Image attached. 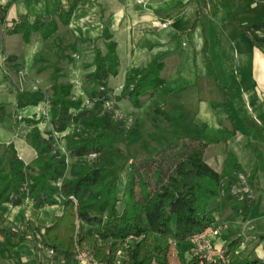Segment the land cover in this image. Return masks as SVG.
Wrapping results in <instances>:
<instances>
[{"label": "trees", "instance_id": "16d2710c", "mask_svg": "<svg viewBox=\"0 0 264 264\" xmlns=\"http://www.w3.org/2000/svg\"><path fill=\"white\" fill-rule=\"evenodd\" d=\"M75 6L72 3L49 17L33 21L20 16L11 24H5L1 42L3 36L13 34H20L24 43H29L35 33L46 39L59 25L68 23ZM110 39L104 31L101 40L106 42V53L95 49L91 65L94 70L90 74L93 82L102 83L109 76L117 75L118 57L115 43ZM72 49L73 44L66 46L56 63L70 62L66 52ZM161 57H155L143 69L128 71L117 99H125L134 109L140 108L141 98L163 84ZM13 59L12 56L6 58L7 62ZM69 93L70 85L54 81L50 112L55 132L61 133L70 121H77L81 133L64 136L65 147L71 157L78 160L92 153L99 154L97 163L88 165L80 161L69 167L65 157L50 155L51 142L42 139L37 129L26 136L36 151L30 166L19 159L12 143L0 144V202L17 207L24 201H31L37 210L53 206L62 208L61 215L48 227L40 229L26 224L31 237L39 235L38 242L28 238L29 241L53 253L60 252L64 259L75 257L77 251H87L96 264H170L172 245L185 244L191 235L215 225V216L207 209L211 198L221 196L231 203L233 214H240L243 219L247 217L252 199L243 196L238 200L231 194V188L240 187L238 176L243 175L249 189H256L257 175L264 171L259 147L249 144L255 160L248 174L230 152L220 172L204 159L208 148L226 143L234 135V126L207 143L186 134H176L171 142L162 138L165 145L154 156L135 159L128 148L138 141L137 133L129 130L123 134L106 116H98L93 111L79 112L80 102L71 100ZM42 100L43 95L38 91L16 94L19 109L36 106ZM70 110L78 112L70 117ZM153 111L175 129H182L180 112L169 114L158 107ZM120 145L125 147L124 154L120 152ZM127 167L118 197V175ZM30 168L33 172L27 173ZM15 234L0 227L2 236ZM240 243L235 239L227 246L231 264H264L256 258L240 259L236 253ZM118 251L122 252L120 258ZM190 264H196L195 259L191 258Z\"/></svg>", "mask_w": 264, "mask_h": 264}, {"label": "crops", "instance_id": "0c3cea01", "mask_svg": "<svg viewBox=\"0 0 264 264\" xmlns=\"http://www.w3.org/2000/svg\"><path fill=\"white\" fill-rule=\"evenodd\" d=\"M72 3L76 6L68 23L59 25L48 38L35 33L24 43L20 34H13L3 36L1 42L5 24L20 16L30 21L46 18ZM161 23L166 26L161 28ZM104 31L115 43L122 83L128 71L143 69L162 56L163 84L146 97L169 114L180 112L181 133L207 143L235 127L226 143L206 150L209 166L220 172L230 152L248 174L255 160L249 144L259 147L264 161V0H144L143 5L133 0H0V55L12 56L23 66L41 56L56 61L72 44L71 52L81 61L91 54L94 59L95 49L101 53L97 41L106 53V42L101 40ZM9 84L0 67V100ZM255 182L245 219L229 207L222 216L212 211L220 227L213 243L227 248L239 238L240 259L264 262V171ZM24 202L17 207L0 202V227L17 233L0 235V264H96L64 259L60 252L49 254L29 241L26 224L48 227L62 208L37 210ZM174 248L177 257H190L188 243L174 244Z\"/></svg>", "mask_w": 264, "mask_h": 264}, {"label": "rangeland", "instance_id": "374dc122", "mask_svg": "<svg viewBox=\"0 0 264 264\" xmlns=\"http://www.w3.org/2000/svg\"><path fill=\"white\" fill-rule=\"evenodd\" d=\"M96 45L101 48V54H103L104 48H102L101 42L97 41ZM66 54L70 58V62L56 63L57 60L55 61L53 58L41 56L31 65L27 64L28 66H23L20 61L17 62V59L7 62L6 58L0 55V67L10 81L7 95L5 93V97L0 100V117L2 118L0 121V144L12 143L19 159L26 166H30L36 158V151L26 137L33 129L40 132L42 139L51 142L50 155L65 157L69 167L80 161L88 165L98 162L99 154L92 153L78 160L71 157L67 151L63 137L81 133V126L77 121H70L63 132H55L56 126L51 119L50 112L51 87L54 81L70 85L69 98L80 102L79 112L93 111L98 116L104 115L123 134L134 130L138 135V141L132 144L128 151L135 159H143L149 155L154 156L165 145L162 138L171 142L176 134H183L154 114V108H162L156 102L148 101L146 96L141 98V107L138 109L132 108L125 99L118 100L123 85L120 84L121 81L117 75L109 76L102 83L93 82L90 77L94 70V67L91 66L92 54L87 55L83 61L80 60V56L71 51H67ZM36 91L43 95L42 101L36 106L17 108V93ZM78 111L70 110V117H73ZM28 120L34 123H30ZM119 149L121 153H125L123 145H120ZM33 170L30 168L27 173H31ZM127 173L128 167L118 175L116 188L118 197L121 196ZM150 174L151 172L148 176ZM149 181L151 182L152 179ZM24 203L30 205L31 201ZM227 207L231 208V203L224 199L218 201L217 197L211 198L207 205L208 210L219 213L221 216L224 215ZM176 253L177 251L172 245L169 254L171 264H190L191 257L185 256V251L182 252L183 258L177 257ZM184 260L185 263H183Z\"/></svg>", "mask_w": 264, "mask_h": 264}, {"label": "built area", "instance_id": "2783aa9c", "mask_svg": "<svg viewBox=\"0 0 264 264\" xmlns=\"http://www.w3.org/2000/svg\"><path fill=\"white\" fill-rule=\"evenodd\" d=\"M136 4L143 5L144 0H133ZM165 23H161L160 27L164 28ZM2 61V60H1ZM240 180V187L236 188L233 186L231 188V194L237 196L238 200H241L243 196L252 199L251 189L246 184L245 177L243 175L238 176ZM220 233V227L218 225H213L206 227L201 232L191 235L187 239V243L190 245V257L195 259L196 264H231L230 255L227 252V248H216L214 246V241L217 239ZM38 242L39 235L31 237ZM129 240L132 237L128 238ZM239 239V238H237ZM37 245L41 247L38 243ZM49 254H53L52 250H48ZM122 252H117V257L120 258ZM75 258L79 261H91V254L87 251H77Z\"/></svg>", "mask_w": 264, "mask_h": 264}]
</instances>
